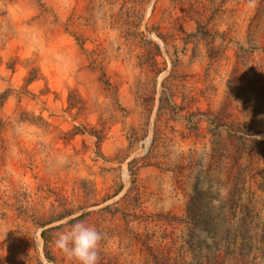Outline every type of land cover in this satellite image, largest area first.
I'll return each mask as SVG.
<instances>
[{
	"label": "rangeland",
	"instance_id": "obj_1",
	"mask_svg": "<svg viewBox=\"0 0 264 264\" xmlns=\"http://www.w3.org/2000/svg\"><path fill=\"white\" fill-rule=\"evenodd\" d=\"M0 94V264L63 209L56 264L81 221L98 264H153L189 260L195 187L264 207V0H0Z\"/></svg>",
	"mask_w": 264,
	"mask_h": 264
},
{
	"label": "trees",
	"instance_id": "obj_2",
	"mask_svg": "<svg viewBox=\"0 0 264 264\" xmlns=\"http://www.w3.org/2000/svg\"><path fill=\"white\" fill-rule=\"evenodd\" d=\"M4 98L0 94V104ZM251 194V191L245 192L244 188L237 186L226 196L218 188L195 187L186 203L183 220L186 227L184 245L189 260H177L162 250L149 249L152 263L254 264L258 256L264 257V207H257ZM70 214L68 209H63L58 215L36 223L42 228V254L49 263L56 264L50 253V244L52 231L58 226H46ZM37 264L43 263L39 260Z\"/></svg>",
	"mask_w": 264,
	"mask_h": 264
},
{
	"label": "clouds",
	"instance_id": "obj_3",
	"mask_svg": "<svg viewBox=\"0 0 264 264\" xmlns=\"http://www.w3.org/2000/svg\"><path fill=\"white\" fill-rule=\"evenodd\" d=\"M102 234L85 222H76L67 230H62L53 241L55 249L70 264H98V247ZM43 264H49L44 259Z\"/></svg>",
	"mask_w": 264,
	"mask_h": 264
}]
</instances>
